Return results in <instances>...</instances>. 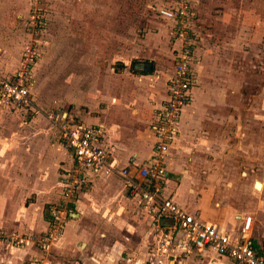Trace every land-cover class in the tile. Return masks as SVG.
Segmentation results:
<instances>
[{
  "label": "crops",
  "instance_id": "crops-1",
  "mask_svg": "<svg viewBox=\"0 0 264 264\" xmlns=\"http://www.w3.org/2000/svg\"><path fill=\"white\" fill-rule=\"evenodd\" d=\"M197 5L199 6V1ZM26 7L27 0L26 3L25 0H0V46L7 48V52L11 53L10 60L13 62L18 60L16 54L19 46L18 37L15 36L17 20L26 12ZM159 16L169 21L168 18ZM228 23L227 21L223 23L224 35L235 33L230 31L231 28L236 29V27ZM165 24L158 30L163 33V38L158 33L155 35L149 32L144 43L140 45L138 53L122 59L119 70L112 68L113 73H107L105 87H92L106 91L101 92V95L98 93L97 97L92 99L91 106L84 110L88 124L100 125L106 132L102 147L111 155L116 167L140 166L149 163L153 158L152 145L155 137L153 114L156 106L166 98L167 81L174 73L175 55L165 41L166 31L170 39V28L167 24L164 27ZM203 33L201 37L199 35L200 40L194 51L196 60L193 69L197 84L191 89V102L182 113L178 135L170 147L171 164L163 185V196L172 198L196 219L213 223L221 231L232 235L239 233L242 217L245 214L252 215L253 235L259 243L264 244V202L261 197L254 209L242 208L244 205L237 200L240 194H238L239 188L242 186L235 184L237 182H232L230 178L224 179L228 174H238L237 167L227 168L217 165V169L214 168L216 172L206 169L212 162L210 154L216 151L214 141L220 139L219 123L223 121L221 118L218 122L217 116L213 115V111L216 110L214 105L224 104L235 114L242 112L244 102L250 103V110L258 109V97L260 94L264 95V74L260 73V65L256 57L245 59L240 48L242 39L238 37L235 39L229 37V41L226 37L214 39L211 33ZM3 48L0 47V51ZM136 59L142 62L133 65L132 62ZM6 62L10 64L9 57ZM13 72L15 68H3L0 65V73L10 75ZM31 95L37 102L33 97L32 87ZM100 103L105 105L101 107ZM55 104L48 109L58 107L66 109L63 105L56 107ZM92 110L97 111V115L94 116ZM27 112L28 110L24 108L2 106L0 121L7 119H1L7 115H22L19 124L23 126L28 122L25 119ZM238 121L241 122V119L239 118ZM7 122L11 126L13 120ZM253 122H258V119H253ZM238 130V134H241L242 129L239 127ZM28 131L26 129L23 132ZM30 132H33L31 128ZM21 134L20 130L13 129L7 136L0 129V226L10 230L38 233L49 227L45 207L58 200L59 192L62 190L60 183L63 174L73 166L74 158L71 149L59 140L52 143L50 135L42 136L44 139L38 137L29 141L28 135L22 139L24 134ZM8 139L9 146H12L11 154H8L10 147L6 149V153L2 152L3 143ZM22 141L30 143V146L20 145ZM43 141L47 143L46 146H42V149L34 148L38 143H41L39 144L41 146ZM232 142L235 144V151L241 148L240 145L243 146V142L237 138V133ZM237 142L240 145H236ZM261 147L264 155V141ZM258 148L259 146L257 153ZM224 155L229 157L231 153L228 155L225 152ZM52 156L53 159H58V169L51 175L45 168ZM25 161L34 163L36 173L28 167L20 172L22 170L20 164L30 165ZM245 162L254 168L255 164H258L253 160ZM62 167L63 171L60 174ZM41 171L45 177L42 180L39 175ZM201 173H207L208 177L204 176L200 179ZM218 174L222 176L217 177ZM85 175L88 181L84 183L77 194V199L73 202L74 211L71 213V218L66 221L62 237L54 243L56 251L54 260L59 262L62 259L61 264H68L66 259L72 258L76 264H86L88 259H92L90 255L93 253L95 247L93 241H96V237L87 227H91L88 225L90 223L103 221L107 208L114 209L113 214L123 224L140 229L141 241L146 253L150 258H157L150 243L151 237L147 234L148 215L139 205L137 197L129 196L125 179L116 173L87 171ZM214 175H217L216 181H210L209 176ZM241 175L248 178L252 173L246 169L241 171ZM256 182H259V179L253 183L258 189ZM261 183L264 189V181L261 180ZM205 184L207 187H204ZM122 212L126 214L122 216ZM34 248L30 244L22 250L21 261L30 264V258L38 254ZM164 258L166 264H238L213 252H206L200 257L191 254L187 257Z\"/></svg>",
  "mask_w": 264,
  "mask_h": 264
},
{
  "label": "rangeland",
  "instance_id": "rangeland-1",
  "mask_svg": "<svg viewBox=\"0 0 264 264\" xmlns=\"http://www.w3.org/2000/svg\"><path fill=\"white\" fill-rule=\"evenodd\" d=\"M198 1L199 6L197 5ZM183 5L189 6V16L184 20V24L185 35L187 40L191 42L193 64L196 60V57L194 59V51L201 34L209 32L214 39L224 37L228 41L229 37L242 39V46L239 47L242 48L245 59L252 56L256 57L260 65V73L264 74V0H27L26 12L18 17L17 29L15 30L19 45L16 50L18 60L11 61V53L9 54L7 48H3L1 45L0 47L3 50L0 51V65L3 68H15L16 71L21 66L24 49L34 40L33 43L38 48L39 55L32 69L34 82L32 81L31 87L33 97L37 102L33 99L35 111L27 112L25 119L28 122L23 126L19 124L23 118L22 115H7L1 118H7L3 122L0 121V129L3 134L8 136L14 129L20 130L21 135L24 134L22 139H25L28 135L27 139L29 141L32 138L40 137L42 139L44 136L50 135L52 143H56L57 140L63 142L58 127L46 115L47 111L51 110L48 108L52 107L57 101L59 104L56 103V107L57 105L65 106L66 110L77 113V119L88 124L85 120L84 110L91 106L92 99L97 97L98 93L101 95V92L105 93L106 91V89H92V87H105L107 73H111L112 68L119 70L122 66V59L130 57L136 52L138 53L140 45L144 43V39H146L149 32L152 34L158 33L163 38V33L158 30L165 23L170 28V39L166 31L165 41L167 47L173 49L175 70L182 41L178 34L176 20L172 18L167 21V19L161 18L159 9L163 6L180 8ZM226 21L229 22V25L232 24L236 27V29L231 28L230 31L235 32L234 34L224 35L223 23L225 24ZM217 23L218 27L216 28ZM166 24L164 27H166ZM210 29L211 31H209ZM8 57L10 64L6 62ZM196 84L197 80L195 78L191 89ZM165 99L156 106L153 123L157 119L156 109L161 106ZM258 101V109L250 110V103L244 102L242 112H236V114L224 104L222 106L218 103L214 105L216 110L213 111V115L217 116L218 122L221 118H223V121L219 123L220 139L214 141L216 151L210 154L212 162L209 168H206L209 171L216 172L217 165L226 166L227 168L236 166L239 171L238 174H228L224 179L230 178L232 182L235 181L237 182L235 184L242 186V188H239L238 194H240L237 200L244 205L242 208L251 207V209H254L260 197L264 202V189L259 190L253 186L255 180L264 181V155L261 151L262 142L264 141V95L260 94ZM104 105V103L99 104L101 107ZM97 113V111L92 110L94 116ZM12 117L15 118L11 119ZM239 118L241 122L238 121ZM253 119H258V122H253ZM7 120H13L11 126H9ZM239 124L240 126H238ZM239 127L242 129V136L238 134ZM30 128L35 133H31ZM26 129L29 131L23 132ZM105 133L104 131V135ZM236 133L238 140L243 142V146L237 142L236 145L239 144L241 148L235 151V144L232 140ZM153 140L152 150H155L156 138L154 137ZM9 141L8 139L3 143V153H6L8 147H10L8 148V154L12 152V146L8 144ZM39 144L41 143H38L37 148L35 146L34 148L42 149L47 143L43 141L41 146ZM20 145L30 146V143L22 141ZM62 147L64 148V144H62ZM225 152L228 155L231 153V156L225 157ZM109 156L112 160L111 155ZM53 158L52 156V159H49L45 168L49 174L56 172V169H58V159ZM251 160L258 163L255 164V168L245 162ZM26 163L30 165H19L22 169L20 172L25 171L28 167L32 171L35 170L36 173L34 163L32 162V164L29 161ZM170 164L171 160L168 167ZM246 169L252 173L248 178L241 175V171ZM62 171L63 167L60 174H62ZM41 174L42 171L39 174L42 180L45 177ZM204 176L208 177L207 173L199 174L200 179ZM215 176L217 175L209 176L208 179L216 181ZM221 176L218 174L217 177ZM86 181L88 180L85 172L79 176L75 162L70 169L64 172L60 183L62 192H59L58 200L45 207V214L48 215L47 220H49V227L45 230L32 233L10 230L0 226V264H28L27 261H21L20 254L30 244L35 247L34 250L38 253L30 258V264L63 263L62 259L59 261L60 263L54 260L56 258L54 243L62 237L65 227H61L59 233H53L55 227L52 225L53 215L50 214L51 209H56L63 203H67L68 207L72 206L74 209L73 202L77 199V194ZM218 181L220 180L218 179ZM65 184L73 189V196L70 197V193L67 195L63 192H67L68 189H66ZM204 187H207V185L205 184ZM245 192L249 194L247 195ZM113 211L114 209L107 208V211L104 212L103 221L88 224L91 227L87 228L90 232H93L96 241H93L95 247L90 255L92 259H88L86 264H166L164 256L156 250H154L155 256L158 257L150 258L141 241V230H137V227H131L129 224H123L121 220L115 217ZM125 214L126 212L124 214L122 212V216ZM70 218L71 215L62 217L64 219L62 224L65 226L66 221ZM148 219L150 226L149 216ZM50 231L53 233V237L46 239ZM19 240H23V242H19ZM192 255L200 257L199 254L196 255L195 253ZM71 259H66L68 264H76Z\"/></svg>",
  "mask_w": 264,
  "mask_h": 264
},
{
  "label": "built area",
  "instance_id": "built-area-1",
  "mask_svg": "<svg viewBox=\"0 0 264 264\" xmlns=\"http://www.w3.org/2000/svg\"><path fill=\"white\" fill-rule=\"evenodd\" d=\"M188 9L187 5L180 8L164 6L159 9L163 17L176 20L182 45L174 74L167 83V98L156 109L155 150L149 163L116 167L109 153L102 147L104 129L100 125L87 124L77 119L73 111L60 107L47 111L46 115L58 127L65 146L72 150L79 176L87 171H95L116 173L125 179L129 196L137 197L139 205L150 217L147 234L151 237L152 247L159 254L166 258H178L193 253L204 255L213 252L238 264H264V244L259 243L253 235L252 215L245 214L239 233L232 235L221 231L213 223L196 219L172 198L163 196L170 147L177 136L182 112L190 103L191 85L195 79L191 42L185 35L184 20L189 16ZM31 42L24 49L21 66L10 75L0 73V108L11 106L14 109L35 111L31 95L32 69L39 52L34 40ZM65 187L68 188L67 192H63L73 196V189L68 184ZM73 210L67 203L51 209L52 225L55 227L53 233L60 232V228L64 227L62 217L70 216ZM53 233L50 231L46 239L52 238Z\"/></svg>",
  "mask_w": 264,
  "mask_h": 264
},
{
  "label": "bare ground",
  "instance_id": "bare-ground-1",
  "mask_svg": "<svg viewBox=\"0 0 264 264\" xmlns=\"http://www.w3.org/2000/svg\"><path fill=\"white\" fill-rule=\"evenodd\" d=\"M256 186L258 189H262L263 183H261V181L259 180V183H257Z\"/></svg>",
  "mask_w": 264,
  "mask_h": 264
},
{
  "label": "trees",
  "instance_id": "trees-1",
  "mask_svg": "<svg viewBox=\"0 0 264 264\" xmlns=\"http://www.w3.org/2000/svg\"><path fill=\"white\" fill-rule=\"evenodd\" d=\"M142 61L141 60H138V59H136V60H133V65H135V64H140ZM148 71V70H147Z\"/></svg>",
  "mask_w": 264,
  "mask_h": 264
},
{
  "label": "water",
  "instance_id": "water-1",
  "mask_svg": "<svg viewBox=\"0 0 264 264\" xmlns=\"http://www.w3.org/2000/svg\"><path fill=\"white\" fill-rule=\"evenodd\" d=\"M259 183V182H256V184Z\"/></svg>",
  "mask_w": 264,
  "mask_h": 264
}]
</instances>
